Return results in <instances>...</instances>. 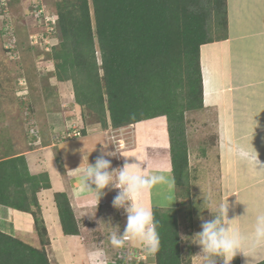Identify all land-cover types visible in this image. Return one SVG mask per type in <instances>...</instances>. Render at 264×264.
Segmentation results:
<instances>
[{"label": "crops", "instance_id": "0c3cea01", "mask_svg": "<svg viewBox=\"0 0 264 264\" xmlns=\"http://www.w3.org/2000/svg\"><path fill=\"white\" fill-rule=\"evenodd\" d=\"M44 3L48 6L45 0ZM226 3V30L219 36H212L214 31H211L209 41L200 47L204 106L199 110H205L207 133L212 137L205 161L206 168L211 171L208 182L223 187L219 189V202L228 199V217L235 218L233 227L244 230L250 224L255 209H264V168L259 169L258 165L257 169L254 162L245 165L234 154L237 145L246 144L250 150H256L259 160L264 164V0H226ZM12 14L15 18L14 12ZM25 14L27 15L26 11ZM0 49L4 54L3 40L0 42ZM54 67L55 63L51 68ZM54 77V81L59 83L57 87H53L55 96L59 99H53L55 103L52 102V107L41 104L37 94L29 98L32 110L37 111L39 141L33 144L35 138L32 136L30 142L28 132L25 136H19L16 134L19 129L15 125H11L9 129L8 151L11 153L8 154H24L31 174L46 172L49 175L51 187L38 193L45 230L37 228L31 212L2 204L0 230L34 248L44 249L50 264H90L89 257L93 251L102 253L99 264L104 261L114 264L119 250L111 246L109 234L116 230L113 226L117 225L122 233L127 223V215L123 209L117 210L112 205L117 195L115 189L109 191L106 188V194L100 198L96 208L98 194L85 186L79 169L71 174L68 170H75L79 166L87 167L88 161L94 164L103 147L97 141H105V151H114L116 141L121 137L118 132L120 129H107L99 122H86L79 107L75 106L77 103L72 81H60L56 75ZM20 80L26 79L22 77ZM11 93L15 97L16 94L20 95L19 91ZM46 99L48 101L51 98L47 96ZM35 103L39 105L36 110L33 106ZM76 118L82 120L83 135L61 140L60 137ZM155 118L136 122L131 131L133 143L127 141L128 145L120 155L108 158L112 161V168H118V163L123 166L126 161L135 162L134 157L123 155L144 152L157 167L171 169L170 175L165 172L167 182L157 184L142 193L139 203L151 208L180 207L184 199L180 196L177 199L173 195L174 182L173 187L171 186L174 176L168 126L166 120L161 118L157 124H153ZM2 149L0 147V151ZM193 153L189 148V158ZM166 186L172 190L164 191ZM56 192L67 194L76 219L77 234L64 233L54 198ZM183 211L180 208L178 212L179 230L181 237H186L201 222ZM187 241L185 244L182 242V249H185L182 251L186 254L189 252ZM131 244L135 249H143L136 240ZM237 257L239 264H245L242 254ZM192 260L197 264L193 256ZM139 264H155V254H147V259ZM217 264H223L221 258H217Z\"/></svg>", "mask_w": 264, "mask_h": 264}, {"label": "trees", "instance_id": "16d2710c", "mask_svg": "<svg viewBox=\"0 0 264 264\" xmlns=\"http://www.w3.org/2000/svg\"><path fill=\"white\" fill-rule=\"evenodd\" d=\"M48 9L59 23L55 75L72 81L82 117L111 129L165 116L176 189L189 187L185 115L204 106L200 47L211 31L226 30V0H59ZM50 187L24 154L0 156V204L31 212L42 231L38 193ZM54 198L64 233L77 234L67 194ZM152 209L161 238L155 264H194L182 252L180 207ZM0 264L50 262L44 249L0 230Z\"/></svg>", "mask_w": 264, "mask_h": 264}, {"label": "clouds", "instance_id": "9594fccd", "mask_svg": "<svg viewBox=\"0 0 264 264\" xmlns=\"http://www.w3.org/2000/svg\"><path fill=\"white\" fill-rule=\"evenodd\" d=\"M98 142L103 147L94 164L88 161L87 167L79 166L68 171L71 174L79 169L85 186L98 194L96 208L100 198L106 194L104 191L106 188L109 191L119 189L112 205L117 210L123 209L127 215V223L122 233L118 225L113 226L116 230L109 234V242L113 248L124 253L121 257L122 264H132L134 253L130 251V244L133 240L138 241L148 254H156L160 250L161 238L158 230L160 221L156 219L151 207L139 203V198L155 185L167 182L165 172L170 175L171 169L157 167L144 152L123 155L134 157L135 162L126 161L122 167L112 168V161L108 157L116 156L118 151H105L107 148L105 141ZM234 154L245 165L254 162L256 168L258 165L259 169L264 168L256 150H250L246 144L237 145ZM237 199L239 200L238 196ZM207 209L213 218L205 220L200 216L201 231L191 237H182L201 247V252L197 254L201 257V264H217V258H221L223 264H231L238 254L245 257V264H264V209L259 207L255 209L250 224L244 230L233 227L232 222L235 218L228 217V199L221 200L216 212L211 208ZM101 256L102 253L99 252L90 253V264H99ZM103 264L107 262L104 261Z\"/></svg>", "mask_w": 264, "mask_h": 264}, {"label": "rangeland", "instance_id": "374dc122", "mask_svg": "<svg viewBox=\"0 0 264 264\" xmlns=\"http://www.w3.org/2000/svg\"><path fill=\"white\" fill-rule=\"evenodd\" d=\"M45 1L48 4V8L54 9L55 2L59 0ZM33 2H35V0H14V10L12 12H14V15L16 16L14 18V24L16 25L15 27L20 43V58L15 61L10 60L0 49V147H3V151H0V156L4 155L5 152L11 153L8 151L10 140L9 129L11 125H15L16 128L19 129L18 132L15 131L19 136H25L28 132L30 141L32 139V135H30L31 130L33 129L37 133L39 127L38 120L36 118L37 111L34 112L32 110L31 101L29 100L31 96H35V94H37L40 96L41 104H47V106L50 105L49 107H52V102L55 103L54 100L56 98V93L54 92L53 87H57V84L59 83L54 81L55 71L51 68L56 62L52 58L53 51L45 53L40 48L31 49L27 42L28 33L35 29V17L32 9L30 8ZM25 11L27 12V15L25 14ZM222 31V28H217L212 36H219ZM0 36L1 42V40H3L1 32ZM22 77L26 79L24 80L25 86L18 84L20 82L19 79ZM9 90L13 93H17V91H19L20 95L16 94L15 97ZM48 94H53V96L51 97ZM11 95L13 97H11ZM47 96L51 98L48 101H46ZM56 99L58 100L59 97L57 96ZM35 104L33 106L36 110V107L39 105L38 103ZM75 106L79 107L81 110L79 105L75 104ZM204 112L205 110L197 109L189 111L185 115L187 142L189 148L194 152L192 157L189 158V162H191V166L189 167V187H180L179 189H176L175 182L172 181L173 178L171 179V186L174 182L173 195H175L177 199L179 198L178 195L184 199L180 206L181 210L188 212L189 215H193L194 217L192 219H196L197 222L201 223L202 221L200 216H203L205 220L212 219V214L207 208H211L213 212L217 211V204L220 203L219 201L221 198V190L219 189L223 188L219 184L208 182V174L210 173L211 175V171L206 168L205 161L208 143L212 140V137H209L207 133L208 122L204 116ZM9 113L10 118L8 119ZM160 118L165 119L167 124L165 116L156 117L152 123L157 124ZM78 119L79 118H76V122L73 121V123L77 126V128L83 129L82 120ZM135 126L136 123L135 125L129 124L128 126L122 127V130L118 131L121 135L120 138L122 140L124 138V140L126 142H130V144L133 143V135L131 131L135 128ZM37 136L39 138L38 133ZM33 137L36 139L34 135ZM169 190L172 189H167L166 186L164 191ZM201 223L196 224L195 231L188 232L186 237H191L196 232L201 231ZM182 242L185 244L186 240L182 239ZM187 242L189 252L188 254H183L191 258L193 256L196 263L201 264V257L197 255L200 253L199 250L201 247L191 243L190 240ZM183 251H185V249Z\"/></svg>", "mask_w": 264, "mask_h": 264}, {"label": "built area", "instance_id": "2783aa9c", "mask_svg": "<svg viewBox=\"0 0 264 264\" xmlns=\"http://www.w3.org/2000/svg\"><path fill=\"white\" fill-rule=\"evenodd\" d=\"M31 9L35 17V29L28 33V45L31 49L40 48L43 52L50 53L53 51L54 45L60 41L58 37V16L54 11H50L48 9V6L44 3V0H35V2L32 3ZM0 24V32L3 37V48L5 50L6 56L10 60L19 59L20 43L14 24L10 0H0ZM19 84L25 86L24 80H20ZM74 121L76 122V120ZM119 129L122 130V128ZM81 130L82 129L77 128V126L72 121L69 129L66 130L60 138L63 140L80 137L83 135ZM37 133L39 134L38 130ZM37 133L33 129L31 130L30 135H34L36 137V139L32 142L33 144H36L39 141ZM123 140L119 138L116 141L114 151H118L117 155H120L124 148L127 147V142ZM117 167L120 168L122 165L118 163ZM118 191L119 189H115L116 194ZM130 251L131 253H134L132 264H139L147 259L148 253H146L144 249H135L133 248L132 244H130ZM122 255H124V253L119 250L115 256L116 262L114 264H122Z\"/></svg>", "mask_w": 264, "mask_h": 264}, {"label": "bare ground", "instance_id": "6f19581e", "mask_svg": "<svg viewBox=\"0 0 264 264\" xmlns=\"http://www.w3.org/2000/svg\"><path fill=\"white\" fill-rule=\"evenodd\" d=\"M243 126V125H242ZM245 130V129H244ZM257 176V175H256ZM245 185V184H244ZM243 191V190H242ZM245 193V192H244Z\"/></svg>", "mask_w": 264, "mask_h": 264}]
</instances>
